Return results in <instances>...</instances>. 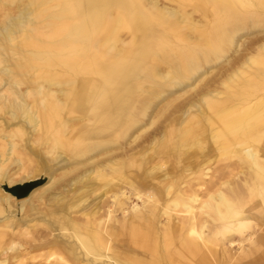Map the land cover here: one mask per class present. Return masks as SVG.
<instances>
[{"label": "bare ground", "instance_id": "6f19581e", "mask_svg": "<svg viewBox=\"0 0 264 264\" xmlns=\"http://www.w3.org/2000/svg\"><path fill=\"white\" fill-rule=\"evenodd\" d=\"M0 12V177L12 159L33 169L8 183L49 177L0 196V264H264V34L239 56L264 0Z\"/></svg>", "mask_w": 264, "mask_h": 264}, {"label": "rangeland", "instance_id": "374dc122", "mask_svg": "<svg viewBox=\"0 0 264 264\" xmlns=\"http://www.w3.org/2000/svg\"><path fill=\"white\" fill-rule=\"evenodd\" d=\"M174 4V3H172ZM11 11H14V9H12ZM0 15H1V12H0ZM197 15V14H196ZM1 18V16H0ZM263 34H264V31H261V30H258V31H254V32H250L248 34H245L243 35V37L240 39L239 43L241 42V46H240V49H239V56H244L245 55V52H247L250 47H254V43L253 40L255 39H258V38H261L263 37ZM121 36L123 38L127 37L128 35L127 34H121ZM237 66V65H235ZM234 65L232 66L233 68L235 67ZM230 68V65L229 64H223L222 66L218 67V68H211L210 70L208 71H211L212 70V75L208 73H205V78L203 79V81L207 80L208 78H219V76L226 71V69ZM231 68V69H233ZM219 75V76H218ZM189 93L186 94L183 98H180V99H175L174 98V95L173 96H170L169 98L167 99H164L163 101H161L157 106L156 108L153 110V113L152 115H156L158 117V120L157 122L152 125L145 133L148 134L150 133L151 131H153L156 127H158L160 125L161 122H163V118L169 114H171L173 112V109L177 106H180L181 103L184 101V98L188 97ZM162 127H167V123H162ZM34 137V136H32ZM144 142V138H140L138 143H142L143 144ZM14 159L10 160L4 167H3V170H2V174L5 173V176L1 179L0 177V196L1 195H11L10 193V188L14 187V186H17V185H23L24 183L26 182H23L21 183V181H17V182H12V183H8L7 182V176L9 174L12 175V177H14L15 179H19L20 177H25L26 174L31 171L33 169V163H28V162H25L24 163V166H25V171H19V172H15L14 171L16 170V166L14 164H12ZM8 159L5 161L7 162ZM38 172H39V169H40V165L38 164ZM37 172V173H38ZM30 176V175H29ZM48 176H41L39 175V177L37 178H34V179H29L27 180V183H33L36 185V187L38 186H43L45 185L46 183L49 182L48 180ZM15 197V196H14ZM14 197L12 198H9L11 204L13 205L11 207L10 210H14L15 207H16V202ZM128 206L131 207L132 205H138V207H142L143 204L141 202L140 199H137L136 197H131V199L128 201ZM0 219H2V217L0 216ZM236 248V246H235ZM237 249V248H236Z\"/></svg>", "mask_w": 264, "mask_h": 264}, {"label": "water", "instance_id": "95a60500", "mask_svg": "<svg viewBox=\"0 0 264 264\" xmlns=\"http://www.w3.org/2000/svg\"><path fill=\"white\" fill-rule=\"evenodd\" d=\"M36 185L33 183H24L23 185H17L10 188V193L13 194L16 198H23L27 195V193L35 188Z\"/></svg>", "mask_w": 264, "mask_h": 264}]
</instances>
